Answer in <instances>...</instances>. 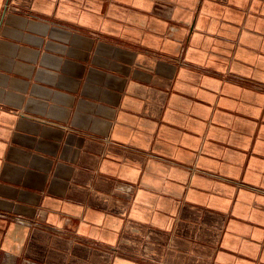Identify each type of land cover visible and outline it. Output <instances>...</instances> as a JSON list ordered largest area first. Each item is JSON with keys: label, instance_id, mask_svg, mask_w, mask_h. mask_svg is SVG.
Returning <instances> with one entry per match:
<instances>
[{"label": "crops", "instance_id": "1", "mask_svg": "<svg viewBox=\"0 0 264 264\" xmlns=\"http://www.w3.org/2000/svg\"><path fill=\"white\" fill-rule=\"evenodd\" d=\"M0 264H264V0H0Z\"/></svg>", "mask_w": 264, "mask_h": 264}]
</instances>
